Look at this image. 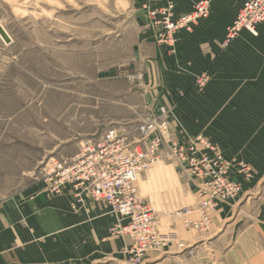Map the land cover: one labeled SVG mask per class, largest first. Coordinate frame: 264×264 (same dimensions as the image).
<instances>
[{
  "label": "crops",
  "instance_id": "obj_1",
  "mask_svg": "<svg viewBox=\"0 0 264 264\" xmlns=\"http://www.w3.org/2000/svg\"><path fill=\"white\" fill-rule=\"evenodd\" d=\"M195 1L174 0L175 13L190 11ZM242 2L208 0L207 13L191 29L175 33L174 52L155 43V30L146 15L137 17L133 25L132 63L99 73L100 79L111 81L110 122L117 127L129 124L148 115L155 104H163L174 117L171 139L203 135L217 144L226 158L244 160L258 172V167L264 166V22L257 26V35L241 30L224 44L226 28ZM139 69L142 81L125 84L120 90L119 76ZM200 75H204V81L197 84ZM249 91L253 93L248 94ZM252 94L255 98L251 100L261 104L255 111V125L248 124V112L241 108ZM233 102L237 105L235 110ZM39 130L55 132L51 124H43ZM53 148V144H47L19 149L20 162L0 163V181H26L12 193H0V264L127 261L124 248L131 241L128 237L107 236L115 219L107 205L86 200L83 207L73 209L68 189L51 194L44 174L31 177L33 165L29 161ZM8 155L17 157L14 153ZM159 173L161 167L153 169L154 177ZM257 174L246 180L232 172L233 178L240 181L242 192L236 202L221 205L211 213L213 229L220 228L231 217L236 203L250 194L260 180ZM239 220L238 230L225 245L218 264H264V190L257 194L247 217ZM170 221L169 228L189 244V233L174 218ZM151 258L153 253L148 252L144 259Z\"/></svg>",
  "mask_w": 264,
  "mask_h": 264
},
{
  "label": "rangeland",
  "instance_id": "obj_2",
  "mask_svg": "<svg viewBox=\"0 0 264 264\" xmlns=\"http://www.w3.org/2000/svg\"><path fill=\"white\" fill-rule=\"evenodd\" d=\"M145 2L0 0V23L11 36L9 42L0 37V163L20 162L19 149L53 144L51 151L43 152L38 159L33 157L29 161L33 165L31 177L37 178L43 174L42 168L50 158L73 155L86 139L118 125L110 122L108 116L112 104L108 99L111 97V81L100 79L99 73L132 63L134 20L146 15L150 25ZM174 44L175 40L172 45H162L174 52ZM137 73H141L143 79L140 69L119 76V89L123 90L125 84L141 82L142 79H129L130 75ZM97 97L102 100L97 101ZM248 98L246 103H241V108H246L248 112V124L255 125V111L261 104L251 100L255 98L254 94ZM157 105L161 104H155L151 112ZM236 108L233 102V110ZM151 112L130 124L143 121ZM168 120V143L193 137L171 139L169 131L174 120L171 111ZM43 124H51L55 132H41L39 127ZM165 147L163 153L167 152ZM13 153L17 157L10 158L8 154ZM241 161L247 165L249 176H240L249 180L258 173L260 180L248 192L250 194L236 203L231 217L218 229H213L212 224L208 230L182 226L176 210L192 205L195 193H191L193 188L182 166L174 158L164 157L142 173V177L139 176L138 196L163 214V231L169 229L170 220L174 218L182 230L189 233L187 237L190 239V243H184L182 248L172 245L148 251L153 253V258L144 257L139 264H218L225 245L238 230L239 219L247 217L254 207L257 194L264 190V166L258 167L257 172L256 167ZM157 167H161V173L154 177L153 169ZM23 184L26 181H0V193H12ZM239 196L229 203L236 202ZM175 232L183 241L182 236ZM107 236L117 238L110 235L109 228ZM112 261L105 259L93 264H133L129 257L123 263H110Z\"/></svg>",
  "mask_w": 264,
  "mask_h": 264
},
{
  "label": "built area",
  "instance_id": "obj_3",
  "mask_svg": "<svg viewBox=\"0 0 264 264\" xmlns=\"http://www.w3.org/2000/svg\"><path fill=\"white\" fill-rule=\"evenodd\" d=\"M144 8L156 31V42L172 45L178 30L190 29L207 13L208 0H196L190 11L178 14L174 11V0H146ZM263 22L264 0H243L226 29L224 44L241 30L257 35V26ZM129 79L139 81L142 74L130 75ZM203 81L204 75L196 79L197 84ZM168 116L169 109L157 105L143 121L110 127L86 139L77 153L50 158L42 168L47 191L59 194L68 189L73 209L83 207L86 200L107 205L115 215L109 233L130 239L131 244L124 252L133 264L141 263L148 251L184 246L174 229L163 231V214L138 196L137 180L152 165L169 156L182 166L193 188L191 193H195L192 205L176 210L186 229L208 230L211 213L235 200L242 191L232 172L249 176L243 161L226 158L217 144L202 135L168 143Z\"/></svg>",
  "mask_w": 264,
  "mask_h": 264
},
{
  "label": "water",
  "instance_id": "obj_4",
  "mask_svg": "<svg viewBox=\"0 0 264 264\" xmlns=\"http://www.w3.org/2000/svg\"><path fill=\"white\" fill-rule=\"evenodd\" d=\"M0 35L3 39H5V41L9 42V37L7 36L6 32L4 31V29L1 27L0 25Z\"/></svg>",
  "mask_w": 264,
  "mask_h": 264
},
{
  "label": "bare ground",
  "instance_id": "obj_5",
  "mask_svg": "<svg viewBox=\"0 0 264 264\" xmlns=\"http://www.w3.org/2000/svg\"><path fill=\"white\" fill-rule=\"evenodd\" d=\"M1 27L4 29V31L6 32L7 36L9 37V41H11V36L9 35V33L6 31V29L4 28V26L0 23ZM1 37V35H0ZM2 38V37H1ZM3 39V38H2ZM5 41V39H3ZM7 42V41H6Z\"/></svg>",
  "mask_w": 264,
  "mask_h": 264
}]
</instances>
